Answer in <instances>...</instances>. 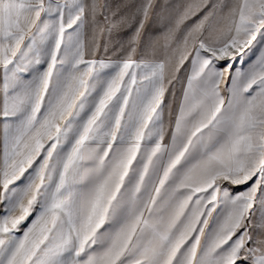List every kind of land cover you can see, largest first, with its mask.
<instances>
[{
	"label": "snow or ice",
	"instance_id": "obj_1",
	"mask_svg": "<svg viewBox=\"0 0 264 264\" xmlns=\"http://www.w3.org/2000/svg\"><path fill=\"white\" fill-rule=\"evenodd\" d=\"M254 41L264 0H0V264H264Z\"/></svg>",
	"mask_w": 264,
	"mask_h": 264
},
{
	"label": "rangeland",
	"instance_id": "obj_2",
	"mask_svg": "<svg viewBox=\"0 0 264 264\" xmlns=\"http://www.w3.org/2000/svg\"><path fill=\"white\" fill-rule=\"evenodd\" d=\"M107 2L110 5V7L116 8V7L120 6L124 2V0H107ZM164 2H165V0H157L158 4H162ZM172 2L175 3V2H177V0H172ZM197 19H198V17H192L186 23H187V25L190 26L193 23H195ZM164 32H165V28H164L163 24L156 21L155 18H153L146 25L145 32H144V40L145 41H152L154 43L162 42ZM107 39H108L107 36H104L101 38V41H100L101 47L96 52L97 58H108V57H111L113 55L111 52H108L106 54L104 51L103 45ZM117 40H118V38H116L114 36L113 41H112L113 46L117 43ZM258 40H259V38H258ZM262 46H264V45H261L260 43L254 41L253 46H251L249 50H246L247 54L244 57L245 66H247L248 64H250L251 62H253L256 59V57L259 54V51H260ZM138 52H139V49H138ZM237 67H239V64L237 65ZM183 75L184 74L182 72L181 77H183ZM179 97H180V85L177 84V87H176V98H177V100L179 99ZM169 99H171V97H169ZM238 190L243 191L244 186H240V188ZM258 214L259 213L257 212V215Z\"/></svg>",
	"mask_w": 264,
	"mask_h": 264
}]
</instances>
